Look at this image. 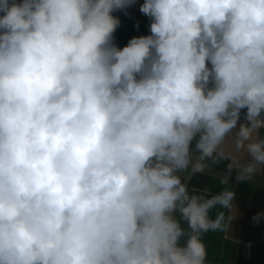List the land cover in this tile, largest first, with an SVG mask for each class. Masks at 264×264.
Wrapping results in <instances>:
<instances>
[{"label":"clouds","instance_id":"obj_1","mask_svg":"<svg viewBox=\"0 0 264 264\" xmlns=\"http://www.w3.org/2000/svg\"><path fill=\"white\" fill-rule=\"evenodd\" d=\"M134 3L0 0V264H207L264 174V0Z\"/></svg>","mask_w":264,"mask_h":264},{"label":"crops","instance_id":"obj_2","mask_svg":"<svg viewBox=\"0 0 264 264\" xmlns=\"http://www.w3.org/2000/svg\"><path fill=\"white\" fill-rule=\"evenodd\" d=\"M143 2L135 0L131 7L113 13L120 20L114 33V43L118 47H124L133 37L150 34L151 20L139 11ZM245 112L241 110L237 128L240 123H245ZM226 163L220 168H214L211 173L196 174L191 180V186L208 187L212 194L219 193L224 187L220 185L219 179ZM230 184L236 194V215L229 230L203 234L207 264H264V215L259 220L253 219L258 213L264 214V174L257 173L253 182H237L233 173ZM216 211L213 210V216Z\"/></svg>","mask_w":264,"mask_h":264}]
</instances>
